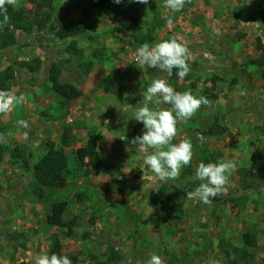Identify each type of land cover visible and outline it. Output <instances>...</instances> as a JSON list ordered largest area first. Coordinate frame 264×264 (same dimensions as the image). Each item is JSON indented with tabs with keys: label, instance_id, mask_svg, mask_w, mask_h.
<instances>
[{
	"label": "rangeland",
	"instance_id": "obj_1",
	"mask_svg": "<svg viewBox=\"0 0 264 264\" xmlns=\"http://www.w3.org/2000/svg\"><path fill=\"white\" fill-rule=\"evenodd\" d=\"M263 1L195 0L181 15L188 8L185 4L179 13L156 0L167 24L151 37L161 39L163 32L180 27L182 42L190 43L187 63L196 77L188 72L174 82L136 61L138 47L149 43L144 38L148 27L159 26L151 12L133 24L95 8L96 0H56L55 21L64 27L86 26V36L77 46L81 57L67 55L68 43L49 37L37 41L36 30L17 32L16 46L0 53V74L14 71L9 92L28 97L31 114L21 120L28 124L24 128L13 120L12 110L0 113V264H36L38 256L51 255L55 245L73 264L104 263L110 257H117L118 264H147L152 255H159L162 264H234L241 256L243 234L254 235L257 248L248 249L249 258L240 264H264V24L255 28L249 22L252 13L264 11ZM8 5L32 11L28 0ZM238 49L245 61L256 59V65L251 61L246 62L249 67L239 66L234 60ZM37 62L34 73L19 67ZM54 62L66 68L61 82L81 91L79 99L63 100L51 91L43 69ZM71 64L75 71L68 70ZM241 68L260 75L247 77ZM215 77L220 80L213 83ZM157 78H165L176 91H191L209 101L191 119L178 123L172 143L190 139L197 152L178 177L164 182L143 164V157L153 150L141 152L131 143L143 130L134 113ZM49 98L53 104L44 110L41 105ZM63 101L73 103L65 107ZM213 122L226 133L207 137L204 133ZM89 132L95 134L104 161L99 175L79 167L74 157ZM50 145L68 158L67 186L46 190L50 196L41 202L33 195L38 185L32 171ZM221 159L236 165L228 191L211 205L187 199L186 193L201 183L195 179L199 163ZM176 195L180 199L174 204H182L178 218L170 214ZM155 202L161 203L162 212L153 209Z\"/></svg>",
	"mask_w": 264,
	"mask_h": 264
},
{
	"label": "clouds",
	"instance_id": "obj_2",
	"mask_svg": "<svg viewBox=\"0 0 264 264\" xmlns=\"http://www.w3.org/2000/svg\"><path fill=\"white\" fill-rule=\"evenodd\" d=\"M12 2L13 0H0V10L6 11L5 3ZM113 2L121 4L124 0H113ZM128 3L147 5L149 0H128ZM184 3L185 0H164V6L172 12H179L184 7ZM7 19L5 15L4 22H7ZM168 23H172L171 18L168 19ZM135 56L138 64L165 72L168 77L173 75L174 69L180 79L190 71L187 63L190 52L180 37L162 40L154 46L145 42L138 47ZM24 101L23 94L17 96L9 91L0 90V113L7 114ZM143 101L134 113V120L143 125L142 134L134 137L131 143L141 152L149 148L153 150L143 157V164L162 182L175 179L193 159V146L189 140L172 143L178 133L177 125L181 121L191 119L201 105H207L209 101L204 96H194L191 91H176L165 78L152 80L143 93ZM161 103L171 107L162 108ZM20 124L24 128L28 127L26 121H20ZM235 166V162L231 159L199 163L195 170V179L201 183L193 191L187 192L186 198L211 205L215 197L228 191L229 178ZM36 264H73V262L67 255L43 253L38 256ZM147 264H162V259L159 255H152Z\"/></svg>",
	"mask_w": 264,
	"mask_h": 264
},
{
	"label": "trees",
	"instance_id": "obj_3",
	"mask_svg": "<svg viewBox=\"0 0 264 264\" xmlns=\"http://www.w3.org/2000/svg\"><path fill=\"white\" fill-rule=\"evenodd\" d=\"M159 1H161V4L164 6V0ZM28 2L32 6V11L30 12L15 10L8 4L4 5V9H6V11L0 10V53L16 46L17 41L15 34L17 32L32 34V32L36 30L37 41L43 42L49 37L59 40L62 43H68L65 50L66 53L71 56L81 57L82 51L77 47L78 42L76 38L86 35L84 27L82 25L64 27L59 22L55 21L54 4L56 0H28ZM185 3L188 6H193L195 0H185ZM94 6L97 9L105 10L109 17H120L122 20L133 24H138L141 16L145 12H151L150 14H152V18H155L159 26L148 27V30L146 31L147 34H145L146 36L144 38H147L149 44L155 42V39L151 37L153 31L162 29L164 25V19L161 17L160 10L156 5V0H149L147 5L140 3H128V0H124L121 4H115L113 0H96ZM5 15L8 18L7 22H4ZM249 21L261 22L264 24V11H259L254 14L250 17ZM151 23L154 24L152 20ZM171 38L172 37H167L164 40ZM135 40L138 41L136 38ZM261 48H263L264 51V47ZM230 64L233 66L232 69H235L236 63L230 60ZM39 66V62H37L35 66L28 63L19 65L20 68L25 69L29 73H34L38 70ZM91 67L92 64L88 63L86 69L90 70ZM160 72L167 75L165 72ZM62 73L63 71L57 63L54 62L50 65L48 70V82L51 86V91L63 100L79 99L81 97V92L77 90V88L61 82ZM175 73L176 69L173 70V75L169 77L170 82L177 80ZM13 80L14 71L12 69H6L3 74H0V90L9 91V82H12ZM218 80L220 79L215 77L213 83ZM224 133H226V129L221 127L217 122H213L204 134L207 137L215 138L223 135ZM65 139L66 135H63L62 140L65 141ZM74 157L79 167H89L93 175H99L101 173L104 161L97 150V138L93 132H89L86 144L75 151ZM68 165L69 161L64 151L62 149L55 150L53 145H50L48 152L33 166V177L38 185V188L34 190L33 195L41 202H45L50 196L46 193V190L65 189L67 186ZM160 195L161 193L159 192L158 196ZM174 199L175 200H173L171 204L172 207L170 214L178 218L182 215V204H174L180 199L178 195H176ZM172 208L175 209L172 210ZM153 209L159 213L162 212L161 203L155 202L153 204ZM176 211L179 212L178 215L175 213ZM67 228L70 229L71 225L67 226ZM242 244L243 248L241 256L234 264L246 262L247 256L249 258L247 250L257 248V240L255 236L251 234L242 235ZM59 250L60 245H55L52 253L59 254ZM118 262L119 260L117 257H110V260L104 263L98 262L97 264H118Z\"/></svg>",
	"mask_w": 264,
	"mask_h": 264
},
{
	"label": "crops",
	"instance_id": "obj_4",
	"mask_svg": "<svg viewBox=\"0 0 264 264\" xmlns=\"http://www.w3.org/2000/svg\"><path fill=\"white\" fill-rule=\"evenodd\" d=\"M196 3V2H195ZM195 3H194V5H195ZM188 8H184L183 10H181L180 12H181V15H185V13L188 11V9H190V8H193L194 7V5L193 6H188L186 3H184ZM260 7H258V9H259ZM261 10V9H260ZM260 10H258V11H255L254 12V14H256V13H258ZM179 12V13H180ZM253 13L251 14V16H253L254 15ZM192 16V15H191ZM250 22V21H249ZM250 23H252V22H250ZM166 21L164 20V25L166 26ZM177 25V24H176ZM255 28H259L260 26H262V23H259V22H254L253 24H252ZM84 27H86V26H84ZM87 30V29H86ZM174 30H176V32H174V31H171V32H168V33H162V35H161V39H158L157 37H154L155 38V42H157V41H162V40H164V39H166L167 37H180V34H181V30H183L182 28H180L179 27V29H177L176 27L174 28ZM188 30H190V29H188ZM87 33H88V30H87ZM182 35V34H181ZM86 36V35H85ZM84 37V36H83ZM181 38V37H180ZM248 38H250V35H248ZM183 39V38H182ZM76 40H77V42H78V46L80 47V45H79V41H81L82 40V37H80V38H76ZM186 41H188V40H186ZM158 43V42H157ZM220 43V42H219ZM185 45H188L189 46V44L190 43H184ZM218 44V43H217ZM221 45H222V43H220ZM219 45V44H218ZM224 45V44H223ZM239 46L240 47H242L243 45L242 44H239ZM63 47H64V45H63ZM78 47V48H79ZM221 48H222V46H221ZM220 48V49H221ZM223 49V48H222ZM240 49V48H239ZM239 49L238 50H235V54H234V56H235V58H234V60L237 62V64L239 65V66H241V65H243V68H245L246 66L247 67H249L247 64H246V62H251V61H253V63H256V59H248V61H245V54H241L242 53V50L241 51H239ZM241 52V53H240ZM254 53H256V52H254ZM68 55V54H67ZM68 56H71V55H68ZM256 60V61H255ZM251 64V63H250ZM72 65V64H71ZM97 65V64H96ZM95 65V66H96ZM252 65H256V64H252ZM42 66V69L44 68V65H41ZM49 67H50V65L49 66H47V69H46V67L43 69V71L45 70V72L48 74V70H49ZM62 68V70L63 71H65V69H63V67H61ZM224 68V67H223ZM225 69H226V67H225ZM68 70H72V71H75V69H74V66L72 65L71 66V69H69L68 68ZM157 71H159L158 69H157ZM241 73L243 74V75H246L247 77H253V78H257V76L258 75H260L259 74V72L258 71H250V70H247V72H245L242 68H241ZM160 72V71H159ZM262 72V71H261ZM264 72V71H263ZM100 73H103L102 72V70H100L99 71V73H98V75L100 74ZM161 73V72H160ZM163 74V73H162ZM189 74L191 75V77H196V73H194V71L192 70V69H190V71H189ZM165 75V74H164ZM167 76V75H166ZM168 77V76H167ZM188 77V76H187ZM262 81H263V79H261ZM264 83V82H263ZM178 84V83H177ZM260 85H261V82H260ZM264 87V86H263ZM175 88H176V85H175ZM221 88V87H220ZM220 88H218V89H220ZM197 90H198V87H197ZM257 90V89H256ZM253 91L254 93H257V91ZM81 92V91H80ZM220 92V91H219ZM262 91H260V93H261ZM40 94V93H39ZM35 99L37 100L38 98L37 97H35ZM53 99V98H52ZM28 100H29V98L28 97H26L25 96V101L22 103V104H19V106H15L14 108H12V116L11 117H13L14 116V112L16 113V118L15 117H13V120H15V119H17L18 121H21L22 119H25V114H27V115H29V114H31L30 112H28V109H27V105H28ZM55 99H53V101H54ZM64 102V105H65V107L66 106H68V105H70V103H73V101H63ZM41 104V103H40ZM40 104H39V106H40ZM52 104H53V102H52V100H51V98H49V100H46V101H44V104H42L41 106H44L43 107V109L45 110V108L46 107H48L49 106V109H50V106H52ZM80 104H81V101H80ZM23 105L25 106V107H23ZM11 114V113H10ZM187 140H189L190 141V139H187ZM192 144V143H191ZM193 146V145H192ZM207 148V147H206ZM194 150H195V148H194ZM193 150V153H196L197 152V150H195L194 151ZM221 152H223L224 153V151L222 150ZM225 154H228V153H225ZM252 164H253V162H251ZM254 165V164H253ZM253 173V172H252ZM249 217H250V215H249Z\"/></svg>",
	"mask_w": 264,
	"mask_h": 264
}]
</instances>
